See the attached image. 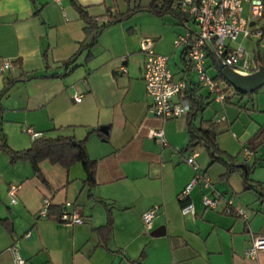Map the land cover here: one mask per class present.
Returning <instances> with one entry per match:
<instances>
[{"label":"crops","instance_id":"0c3cea01","mask_svg":"<svg viewBox=\"0 0 264 264\" xmlns=\"http://www.w3.org/2000/svg\"><path fill=\"white\" fill-rule=\"evenodd\" d=\"M163 4L0 0V123L7 144L23 149L41 133L70 135L86 139L90 156L97 159L92 185L86 182L82 161L66 167L42 159L43 179L31 160H13L0 142V264H14L13 244L27 264H264V249L247 254L253 235L264 234V84L238 94L219 77V70L209 74L218 83L215 91L198 83L185 49L174 43L187 24L175 6L176 12ZM80 6L89 17H112L88 47H82L88 22ZM143 12L150 15L148 24L138 17ZM168 14L175 19L173 46L161 43L160 24H166ZM256 23L264 29V14ZM144 37L154 40L156 51L170 55L175 78L191 80L185 94L202 102L195 122H214L219 147L236 165L228 175L223 176V161H210L203 143L189 145V112L164 118L150 110L152 97L142 75ZM245 47L258 57V66L264 63V33L248 39ZM207 57V66L218 67L217 60ZM71 58L73 69L61 74ZM5 59L13 62V71L2 70ZM222 90L228 96L217 99ZM79 94L81 101L75 98ZM153 127L164 129L168 144L149 134ZM193 152L210 184L204 185L200 177L191 195L181 199V190L195 174L186 160ZM246 165H251L252 185L243 178ZM12 184L18 185L16 202L8 193ZM202 194L219 196L221 206H204ZM45 197L61 209L71 201L69 208L78 209L85 221L67 224L40 216ZM191 201L195 212L183 213L182 206ZM227 201L246 215L223 212ZM154 204L160 209L149 228L142 214ZM110 218L113 227L107 232L102 227ZM156 228L164 233L152 234Z\"/></svg>","mask_w":264,"mask_h":264},{"label":"built area","instance_id":"2783aa9c","mask_svg":"<svg viewBox=\"0 0 264 264\" xmlns=\"http://www.w3.org/2000/svg\"><path fill=\"white\" fill-rule=\"evenodd\" d=\"M170 2L180 14L182 21L187 24V29L179 33L175 40L176 47H183L186 51L187 66L198 75V83L207 86L210 91L217 89V81L206 70L205 59L210 54L215 60L222 61L233 70L248 74L258 68L254 55L249 54L245 44L250 38H261L264 29L257 25V20L264 14V0H162ZM244 3L248 4V13L244 12ZM99 22H107L112 19L107 13L95 17ZM145 60L142 75L147 90L152 97L150 110L164 118L180 117L186 115L192 108L191 99L185 91L192 87L191 80L187 77L175 78L174 72L169 65L170 55L156 51L154 40L144 37L141 41ZM15 66L9 59H5L2 70L13 71ZM179 94L180 98L174 96ZM228 93L224 90L216 94L217 99H224ZM81 101L82 94L75 96ZM149 134L157 138L162 144H168L163 128H151ZM187 162L195 170L194 176L188 181L180 192V198H186L191 192L198 179L201 177L204 185L210 184L207 175L201 174L196 160V152L186 158ZM12 202L18 200V185L12 184L8 190ZM202 203L206 207L216 208L221 206L219 196L202 194ZM51 201L48 197L43 200V206L39 211L40 216L49 215ZM71 201H67L58 218L67 224L83 223L82 213L76 208H69ZM160 209L159 204H154L142 214L146 227H151L154 218ZM222 211L245 216L241 207H233L230 201L222 206ZM183 213H194V202H188L182 206ZM30 234H28L29 236ZM264 249V234L253 235L247 254H255L257 250ZM11 250L14 255V264H27L26 259L20 253L18 246L13 244Z\"/></svg>","mask_w":264,"mask_h":264},{"label":"trees","instance_id":"16d2710c","mask_svg":"<svg viewBox=\"0 0 264 264\" xmlns=\"http://www.w3.org/2000/svg\"><path fill=\"white\" fill-rule=\"evenodd\" d=\"M172 6L173 5L170 2H165V4L162 5L163 8L167 7L166 10L174 11L175 8H172ZM80 8L88 22V25L86 26V31L88 35L86 40L83 42L84 45L82 47H86V46L88 47L97 40L101 30L107 25V22L109 23L111 20L100 23L96 18L89 17L86 14V12H84L83 7L80 6ZM257 61L259 63L258 57H257ZM73 62H74L73 58L69 59L66 62L67 65L66 71L61 74H67L71 69H73V67L70 68V65L73 64ZM219 77L222 78L227 83L228 88L233 87L232 84L229 81H227L221 75L220 72H219ZM8 84H11V82ZM8 86L9 85H7V87L4 90H6ZM233 89L238 94H245L244 92L239 91L234 87ZM192 101H193L192 108L189 111V115H188V129L191 135L189 145L192 146L199 142L203 143L209 152L210 161L220 160L227 165V169L223 175L226 176L229 174V172H231V170L236 165L232 161L227 160V158L224 156L225 155L224 151L221 150V148L219 147L216 141V130L214 127V122L211 121L210 119H207V120H203L200 123V125L196 124L195 118L198 114V111L202 109V102H201V98L198 96L192 98ZM1 118L2 116H0V120ZM259 135H260V130L253 135L251 140L252 141L256 140L259 137ZM252 141L251 144L249 145L251 147L253 146ZM0 142H1V146L11 155L13 160L16 159L31 160L34 166V170L43 179L46 178L42 173L39 163L42 159L49 158L54 162H60L66 167H70L73 163L77 161H82L87 171L86 182H88L91 185L96 183L95 171H96L97 159H94L90 156L86 144V139H77L76 137L70 135L48 136L41 133L34 137L30 146L23 149H13L7 144L0 123ZM250 169H251V165H246V169L244 170V175H243L244 181L247 182L248 185H252V183H250L248 179V173ZM255 185L258 186L260 184L256 183ZM61 210L62 209L60 207L50 205L48 216L58 217ZM5 222H8V224L10 223L9 220H5ZM112 227H113V220L112 218H110L106 223V225L102 227V229H105L108 232L112 230ZM136 262L140 263L139 260H137Z\"/></svg>","mask_w":264,"mask_h":264},{"label":"water","instance_id":"95a60500","mask_svg":"<svg viewBox=\"0 0 264 264\" xmlns=\"http://www.w3.org/2000/svg\"><path fill=\"white\" fill-rule=\"evenodd\" d=\"M217 66L221 75L229 81L235 89L244 93L252 92L264 84V63L260 64L255 71L248 74H241L222 61H217ZM101 129L106 133L108 132L106 126H102ZM162 233H164V230H161V228H156L152 231L154 235H160Z\"/></svg>","mask_w":264,"mask_h":264},{"label":"rangeland","instance_id":"374dc122","mask_svg":"<svg viewBox=\"0 0 264 264\" xmlns=\"http://www.w3.org/2000/svg\"><path fill=\"white\" fill-rule=\"evenodd\" d=\"M149 13L143 12L138 14V17L145 23L148 24L150 22L149 19ZM166 24H160V28L162 31H164V35L162 37L161 43L162 45L165 46H171L172 45V39H173V26L171 27V24L175 21L174 17L172 14H168L165 17ZM173 46V45H172ZM173 57V56H172ZM208 59V57H206ZM174 58H171V60ZM207 63L205 62L206 70L208 69L210 75H214L215 73L218 72L219 68L216 67L214 64H210V66L206 65ZM220 71V70H219ZM223 85V83L221 84ZM206 115V114H205Z\"/></svg>","mask_w":264,"mask_h":264}]
</instances>
